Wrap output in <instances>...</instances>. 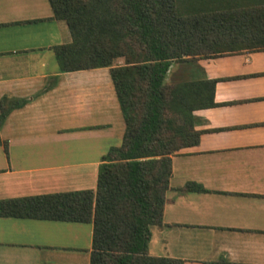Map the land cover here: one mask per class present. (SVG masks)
Listing matches in <instances>:
<instances>
[{
	"label": "crops",
	"instance_id": "crops-1",
	"mask_svg": "<svg viewBox=\"0 0 264 264\" xmlns=\"http://www.w3.org/2000/svg\"><path fill=\"white\" fill-rule=\"evenodd\" d=\"M46 0H0V199L95 187L123 122L107 68L59 73L65 44ZM167 79L216 80L193 113L198 144L171 157L162 225L148 253L183 264H264V52L172 64ZM187 182L203 191H185ZM91 223L0 217V264H88Z\"/></svg>",
	"mask_w": 264,
	"mask_h": 264
},
{
	"label": "trees",
	"instance_id": "trees-1",
	"mask_svg": "<svg viewBox=\"0 0 264 264\" xmlns=\"http://www.w3.org/2000/svg\"><path fill=\"white\" fill-rule=\"evenodd\" d=\"M46 1L69 35L50 48L57 71L108 69L121 143L101 156L93 190L0 199V217L91 223L88 264H183L149 254L147 244L150 228L162 225L171 157L198 144L193 113L215 105L216 80L173 81L168 72L172 64L264 52V0ZM22 105L2 97L0 126ZM183 189L203 191L193 182Z\"/></svg>",
	"mask_w": 264,
	"mask_h": 264
},
{
	"label": "rangeland",
	"instance_id": "rangeland-1",
	"mask_svg": "<svg viewBox=\"0 0 264 264\" xmlns=\"http://www.w3.org/2000/svg\"><path fill=\"white\" fill-rule=\"evenodd\" d=\"M114 64H116V65H120V64H121V61L119 60V61H117V62L114 63Z\"/></svg>",
	"mask_w": 264,
	"mask_h": 264
}]
</instances>
